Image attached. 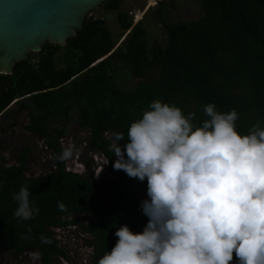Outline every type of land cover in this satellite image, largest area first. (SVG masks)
I'll return each mask as SVG.
<instances>
[{
  "label": "trees",
  "instance_id": "1",
  "mask_svg": "<svg viewBox=\"0 0 264 264\" xmlns=\"http://www.w3.org/2000/svg\"><path fill=\"white\" fill-rule=\"evenodd\" d=\"M122 1L103 3L106 9L118 11L123 39L117 47L108 24L91 14L84 20V30L65 46L47 42L19 62L13 73L0 74V113L15 100V107L3 113L16 124L9 111L28 110L26 129L42 138L52 154L51 169L32 177L25 172L28 147L18 163H0V242L17 256L31 247L41 264L68 258L55 228L77 224L93 236L88 239L93 246L90 264H96L115 244L114 232L121 224L142 231L148 218L140 201L147 198V181L114 169L116 157L108 144L114 131L126 133L152 99L174 103L185 114L195 112L197 123L205 118L202 106L212 102L218 111L236 109L240 133L258 120L264 126V0H201L198 19L178 22L164 19L165 9L175 0L161 1L156 18L167 42L152 45L142 19L134 24L120 10ZM119 64L140 79L130 89L118 81ZM73 112L80 127L89 131L88 148L108 160L109 174L102 178L68 169L66 160L56 159ZM21 184L30 186L29 198L39 209L25 221L13 215L12 193ZM81 214L89 215L88 223L80 222ZM26 225L31 234L23 239ZM40 234L50 242L42 243ZM235 261L233 254L229 264Z\"/></svg>",
  "mask_w": 264,
  "mask_h": 264
},
{
  "label": "clouds",
  "instance_id": "2",
  "mask_svg": "<svg viewBox=\"0 0 264 264\" xmlns=\"http://www.w3.org/2000/svg\"><path fill=\"white\" fill-rule=\"evenodd\" d=\"M202 110L197 123L195 112L154 98L126 133L111 134L112 167L147 181L140 208L148 219L140 232L117 227L115 244L96 264H229L233 254L235 264H264V126L258 120L240 133L235 108L222 112L209 102ZM72 155L69 143L56 159ZM30 193L25 184L12 193L21 221L39 211ZM28 255L35 261L39 253Z\"/></svg>",
  "mask_w": 264,
  "mask_h": 264
},
{
  "label": "rangeland",
  "instance_id": "3",
  "mask_svg": "<svg viewBox=\"0 0 264 264\" xmlns=\"http://www.w3.org/2000/svg\"><path fill=\"white\" fill-rule=\"evenodd\" d=\"M166 0H123L120 10L127 12L133 19V22L142 18L143 26L148 32L150 44H165L167 34L163 24L157 20L156 13L158 3ZM201 0H175L174 4H169L165 9L164 19L168 22L191 21L198 19L202 14ZM103 19L111 29L116 39V47L120 44L123 37H120L122 31L118 21V11L108 10L103 4L96 7L89 15ZM137 16L136 20L134 18ZM135 24V23H134ZM32 53V52H30ZM34 53V52H33ZM118 81L121 86L130 89L135 86L139 78L133 76L128 67L119 64ZM13 106V104H12ZM15 107V105H14ZM16 118L15 127H10L9 121L2 119V130H0V153L7 152V157L0 155V163L12 165L18 163V158L22 155L23 149L28 147L26 176L32 177L42 172H47L52 167L51 150L47 148L46 143L40 137L35 136L26 129L29 122V111L11 113ZM89 131L80 127L76 112H73L68 120V129L64 137L60 138L62 147L71 143L73 145V155L66 159L67 168L84 173H92L93 177L105 170L106 159L99 153L92 151L87 146ZM94 177V178H95ZM70 219L71 216H66ZM81 223H88L89 215H77ZM56 237L61 243V247L68 253V258H57L52 264L83 263L90 264L93 255V249L88 244V239L93 236L84 231L77 224L69 225L57 229ZM29 251L37 250L28 248L20 255H16L12 250L5 247L0 242V264H40L38 258L33 259L28 255ZM38 253V252H37Z\"/></svg>",
  "mask_w": 264,
  "mask_h": 264
},
{
  "label": "water",
  "instance_id": "4",
  "mask_svg": "<svg viewBox=\"0 0 264 264\" xmlns=\"http://www.w3.org/2000/svg\"><path fill=\"white\" fill-rule=\"evenodd\" d=\"M107 0H0V73L11 74L47 42L65 46Z\"/></svg>",
  "mask_w": 264,
  "mask_h": 264
},
{
  "label": "flooded vegetation",
  "instance_id": "5",
  "mask_svg": "<svg viewBox=\"0 0 264 264\" xmlns=\"http://www.w3.org/2000/svg\"><path fill=\"white\" fill-rule=\"evenodd\" d=\"M1 74V73H0ZM0 91H1V82H0ZM12 104H13V106H12ZM14 105H15V100H13L12 102H9V104H8V106L0 113V130H2V119H6L7 120V116H5V110L9 107V109L10 108H14ZM3 112H5V113H3ZM11 113H13L12 111H9V114H10V116H11ZM13 115H15L14 113H13ZM9 121V124H10V127H15V125L16 124H14V123H11L10 122V120H8ZM30 248V247H29ZM28 249V248H27ZM26 249V250H27ZM23 253V252H22ZM60 258V257H59ZM63 258H65V257H63ZM39 260H40V258H39ZM40 264H41V261H40Z\"/></svg>",
  "mask_w": 264,
  "mask_h": 264
},
{
  "label": "built area",
  "instance_id": "6",
  "mask_svg": "<svg viewBox=\"0 0 264 264\" xmlns=\"http://www.w3.org/2000/svg\"><path fill=\"white\" fill-rule=\"evenodd\" d=\"M136 18H137V16L134 18V21L136 20ZM140 20H141V18H140L139 20H137L136 23L139 22ZM102 174H103V171H102L101 173H99L96 177H95V176H94V177H95L96 179L102 178ZM57 229H58V228H55V232L57 231ZM57 239H58V238H57ZM58 241H59V239H58ZM59 244L61 245L60 241H59ZM90 246H91V245H90ZM91 247H92V249H93V246H91ZM71 263H72V262H70L69 264H71ZM81 264H83V263H81Z\"/></svg>",
  "mask_w": 264,
  "mask_h": 264
},
{
  "label": "bare ground",
  "instance_id": "7",
  "mask_svg": "<svg viewBox=\"0 0 264 264\" xmlns=\"http://www.w3.org/2000/svg\"><path fill=\"white\" fill-rule=\"evenodd\" d=\"M137 21V20H136ZM136 21L134 23H136Z\"/></svg>",
  "mask_w": 264,
  "mask_h": 264
}]
</instances>
